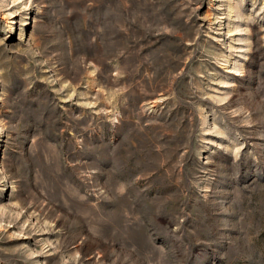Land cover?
<instances>
[{
	"label": "rangeland",
	"instance_id": "obj_1",
	"mask_svg": "<svg viewBox=\"0 0 264 264\" xmlns=\"http://www.w3.org/2000/svg\"><path fill=\"white\" fill-rule=\"evenodd\" d=\"M0 264H264V0H0Z\"/></svg>",
	"mask_w": 264,
	"mask_h": 264
}]
</instances>
